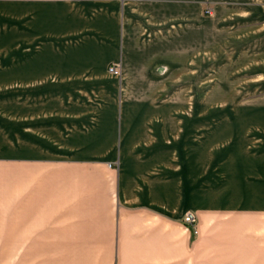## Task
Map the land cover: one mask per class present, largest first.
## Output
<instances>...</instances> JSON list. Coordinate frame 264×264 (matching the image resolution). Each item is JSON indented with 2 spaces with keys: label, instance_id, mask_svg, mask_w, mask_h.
I'll return each instance as SVG.
<instances>
[{
  "label": "crops",
  "instance_id": "1",
  "mask_svg": "<svg viewBox=\"0 0 264 264\" xmlns=\"http://www.w3.org/2000/svg\"><path fill=\"white\" fill-rule=\"evenodd\" d=\"M183 1L0 0V264H264V111L125 110L109 73Z\"/></svg>",
  "mask_w": 264,
  "mask_h": 264
},
{
  "label": "rangeland",
  "instance_id": "2",
  "mask_svg": "<svg viewBox=\"0 0 264 264\" xmlns=\"http://www.w3.org/2000/svg\"><path fill=\"white\" fill-rule=\"evenodd\" d=\"M185 1L187 9H169L171 20L141 32L135 47L140 54L110 65L109 73L122 80L117 91L125 110L264 111V0ZM144 19L154 22L152 15ZM61 36L55 43L51 36L46 39V64L68 58L53 54L70 43ZM185 39L187 51L180 47ZM113 66L118 74L111 72ZM45 89L48 100L53 89ZM6 98L0 88L2 112ZM187 215L183 221L189 225ZM20 250L14 249L12 264H20Z\"/></svg>",
  "mask_w": 264,
  "mask_h": 264
},
{
  "label": "built area",
  "instance_id": "3",
  "mask_svg": "<svg viewBox=\"0 0 264 264\" xmlns=\"http://www.w3.org/2000/svg\"><path fill=\"white\" fill-rule=\"evenodd\" d=\"M110 70H111V72H114L115 74L119 73L115 66L111 67ZM185 221L189 225H194L195 221H196V217H195L194 213H188L187 217L185 218Z\"/></svg>",
  "mask_w": 264,
  "mask_h": 264
}]
</instances>
